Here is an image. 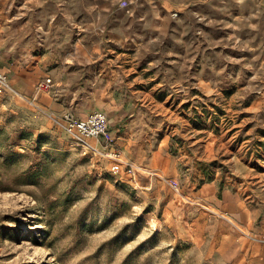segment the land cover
<instances>
[{
  "label": "rangeland",
  "instance_id": "rangeland-1",
  "mask_svg": "<svg viewBox=\"0 0 264 264\" xmlns=\"http://www.w3.org/2000/svg\"><path fill=\"white\" fill-rule=\"evenodd\" d=\"M0 41V264H264V0H0ZM92 45L193 96L178 109L196 114L190 165L129 159L150 147L128 151L127 125L69 136L63 118L84 117L69 93L93 84L71 69L69 91L38 85L63 88L57 65ZM152 125L153 148L177 157L173 120Z\"/></svg>",
  "mask_w": 264,
  "mask_h": 264
},
{
  "label": "crops",
  "instance_id": "crops-1",
  "mask_svg": "<svg viewBox=\"0 0 264 264\" xmlns=\"http://www.w3.org/2000/svg\"><path fill=\"white\" fill-rule=\"evenodd\" d=\"M127 3L126 1H123ZM172 2V1H171ZM151 4V2H149ZM175 3V2H173ZM146 23H151L150 20H147ZM139 38V37H138ZM136 38H132L129 41L128 46L131 44L137 43ZM119 41V40H118ZM1 45V41H0ZM108 53L106 57L105 54H98L95 51L96 46L92 45V47H88V53L83 55H77L71 58L76 59L75 65H71L68 63H60L57 65V70L59 68L60 76L62 83H64V87L61 88L60 82L55 81V88L58 93H62V91L70 90L68 86L69 76L65 74L68 73L71 69L75 70V77L81 76L83 72L86 73L88 82L93 84V88H86L77 86V90L70 91L69 96H71L69 100V104L71 101H75L78 103H82L83 107L76 109V113L80 116V118L87 117V113L90 109L92 110H104L108 117V126L111 129L110 133L114 139H119L120 135V126H129L131 127V132L129 135L131 139L122 138L121 143L125 145V148L128 149L132 144H135L136 147L138 145V139L141 137L146 138V143L150 147L149 156H147V160L140 158L135 155L134 157H130L125 149L124 153L126 157L129 159H133L136 162H145L149 168H157L162 169L168 166L174 167L179 165L188 166L191 161L194 159L189 156L188 152L191 149L193 153L200 150L199 145H194L192 139H194L196 130L194 117L196 114H191L189 111L178 110L180 103L184 100L193 99V96H189L188 90H186L184 85L175 84V96L173 97L169 93H163L159 89L164 87L161 86L162 83H156L153 85H148V80L144 78L145 72L147 69L139 65L140 61L136 58H139V55L130 54L126 51H115L112 50L111 45H107ZM119 49V48H118ZM138 52V51H137ZM115 53V54H114ZM48 62L49 59H47ZM84 66L83 68L81 66ZM54 69L52 70V72ZM50 78V77H49ZM100 78L103 79L100 88L99 82ZM52 79V78H51ZM74 80V79H73ZM181 86V87H180ZM101 95V97H100ZM173 97V98H172ZM103 103L100 105L98 100H102ZM93 101V102H92ZM49 102V101H47ZM176 105V106H174ZM49 107L54 111L63 110V106H59L56 103L49 104ZM90 112V111H89ZM201 114V113H200ZM198 114V115H200ZM167 122L173 120L175 126V132L178 136V139L182 141L181 147H179L177 157L165 156L164 151L158 148H153L152 139H153V129L156 126H153V123H161L165 124ZM139 123V124H138ZM140 130V131H134ZM156 131V129H154ZM137 132H140L138 135ZM192 146V147H191ZM196 156V154H195ZM160 158V159H159ZM216 175L213 178H208V181L215 180ZM175 183H178L175 181ZM207 191H212V187H204ZM235 217H237L236 213H232ZM250 227V225H249Z\"/></svg>",
  "mask_w": 264,
  "mask_h": 264
},
{
  "label": "built area",
  "instance_id": "built-area-1",
  "mask_svg": "<svg viewBox=\"0 0 264 264\" xmlns=\"http://www.w3.org/2000/svg\"><path fill=\"white\" fill-rule=\"evenodd\" d=\"M123 5H126L125 3ZM1 60V54H0ZM5 76L0 72V82H5ZM39 92L55 93V83L51 78L41 80L38 85ZM1 92V90H0ZM63 127L69 136L77 141H83L88 137H102L108 132V117L105 112L94 111L90 112L85 118H78L71 115H66L63 118Z\"/></svg>",
  "mask_w": 264,
  "mask_h": 264
},
{
  "label": "bare ground",
  "instance_id": "bare-ground-1",
  "mask_svg": "<svg viewBox=\"0 0 264 264\" xmlns=\"http://www.w3.org/2000/svg\"><path fill=\"white\" fill-rule=\"evenodd\" d=\"M20 57V56H19ZM38 98V97H37ZM37 100V99H36Z\"/></svg>",
  "mask_w": 264,
  "mask_h": 264
}]
</instances>
